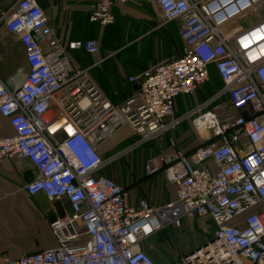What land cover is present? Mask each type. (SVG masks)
Wrapping results in <instances>:
<instances>
[{
  "label": "built area",
  "instance_id": "1",
  "mask_svg": "<svg viewBox=\"0 0 264 264\" xmlns=\"http://www.w3.org/2000/svg\"><path fill=\"white\" fill-rule=\"evenodd\" d=\"M128 0H94L90 20L115 22L113 7ZM164 21L182 23L184 51L129 78L135 92L115 105L90 68L69 50H100L98 40L63 43L37 0H11L0 24L19 39L28 71L11 89L0 77V114L14 134L0 136V162L28 159L37 170L29 194L66 197L71 214L51 227L57 244L0 264H159L144 244L184 220L208 218L213 236L168 264H264V15L263 0H155ZM214 67L223 82L215 95L176 119V100L195 95ZM234 112L221 119L213 102ZM212 132L207 145L146 163L177 187L162 205L129 203L124 186L100 172L140 143L161 140L183 120ZM140 137L104 157L120 129ZM60 136V137H58Z\"/></svg>",
  "mask_w": 264,
  "mask_h": 264
},
{
  "label": "crops",
  "instance_id": "2",
  "mask_svg": "<svg viewBox=\"0 0 264 264\" xmlns=\"http://www.w3.org/2000/svg\"><path fill=\"white\" fill-rule=\"evenodd\" d=\"M37 1L63 43L92 39L100 42V50L96 55L84 49L69 51L75 66L90 68L92 76L115 105L123 103L137 89V83L130 82L129 77L140 74L157 61L178 58L182 54L177 26L180 21L165 22L155 0H128L126 3L116 4L113 7L115 22L105 28L90 20L94 0ZM10 3L11 0H0V13ZM260 14L264 15V0ZM169 42L172 43V50H168ZM27 71L25 52L19 39L0 24L1 79L13 89L24 79ZM206 84L195 95L177 97L176 119L179 120L194 109L195 107H190L193 102L198 106L215 95L213 92L210 94V91L208 93V88L205 91ZM200 100L202 101L199 102ZM224 100L227 98L213 102L212 107L219 110V105ZM189 122L188 119L183 120L161 140H150L136 146L133 150L143 146L149 148L134 168L131 169L128 165L124 168L123 177L119 176V169L110 168L116 161L101 171L110 169L105 176L112 177L125 187L131 205L137 206L142 198L148 199L155 206L175 199L177 187L168 181L162 171L148 175L146 163L154 156H169L179 151V146L184 141L194 144L196 136L190 129ZM12 134L14 130L9 121L0 114V136ZM126 140L129 141L125 142ZM139 140L140 137L133 134L130 128L124 127L102 146L100 152L107 157ZM36 176L37 170L28 159H5L0 162V257L4 259H17L56 246L57 240L51 225L72 212L66 197L50 200L42 192L29 194L26 185ZM204 220H209L212 226L209 231L211 238L215 225L208 218ZM153 241L151 237L144 244V249L156 258Z\"/></svg>",
  "mask_w": 264,
  "mask_h": 264
},
{
  "label": "rangeland",
  "instance_id": "3",
  "mask_svg": "<svg viewBox=\"0 0 264 264\" xmlns=\"http://www.w3.org/2000/svg\"><path fill=\"white\" fill-rule=\"evenodd\" d=\"M171 26V24H169ZM177 26L179 27V46L182 45V53L184 51V43L181 38V28L182 23H177ZM172 43L169 42L168 44V50H172ZM175 44V43H174ZM127 54V53H126ZM162 61V60H160ZM157 61L150 66L160 62ZM149 66V67H150ZM130 78V77H129ZM98 83V82H97ZM99 84V83H98ZM100 86V85H99ZM101 87V86H100ZM219 87V88H218ZM223 87V83L220 80L217 73L214 72V74L210 78V82H208L204 89L208 88L207 91L210 94L211 92L216 93L218 90H220ZM102 89V88H101ZM209 94V95H210ZM198 96V95H197ZM200 100L199 102H201ZM197 102V103H199ZM196 103L193 102L192 106L190 107H196ZM219 112L221 119H225L226 117H230L234 115V112L232 111L230 105L228 104L227 100H224L219 105ZM189 127L192 129L193 134H195V143L191 144L186 141L181 143V146H179V152L189 153L191 150L196 148L197 146H200L204 143H206L212 135V132L209 129L200 131L196 130L192 122H189ZM129 140H126L125 142H128ZM161 144V143H160ZM149 147L143 146L139 147L133 151H131L129 154L124 156V158H119L114 162V164L110 167L112 169H119V176L123 177L125 175V169L126 167H130L131 169L136 166L137 162L139 161L140 157L145 153V150H147ZM120 165V167H119ZM128 165V166H127ZM100 172L101 175H108L107 172ZM123 172V173H121ZM123 174V175H122ZM118 175V174H117ZM121 179V178H120ZM207 229V231H205ZM212 230V226L209 224V220H204L202 218H195L190 220H184L182 225L179 227H167L158 233H156L153 238V242L155 244V253L156 258L159 264H168L175 260L180 259L188 250L195 248L198 245H202L206 242V240L209 238V231ZM154 257V256H153ZM155 258V257H154ZM155 258V259H156Z\"/></svg>",
  "mask_w": 264,
  "mask_h": 264
},
{
  "label": "trees",
  "instance_id": "4",
  "mask_svg": "<svg viewBox=\"0 0 264 264\" xmlns=\"http://www.w3.org/2000/svg\"><path fill=\"white\" fill-rule=\"evenodd\" d=\"M210 72H211V76L214 74V72L215 73H217V71H216V69L214 68V67H211V70H210ZM217 75H218V73H217ZM219 76V75H218ZM220 78V77H219ZM210 82V81H209ZM219 88V87H218ZM210 141L208 140L206 143H204V144H202V145H207L208 143H209ZM195 149V148H194ZM193 149V150H194ZM193 150H191L190 152H192Z\"/></svg>",
  "mask_w": 264,
  "mask_h": 264
}]
</instances>
